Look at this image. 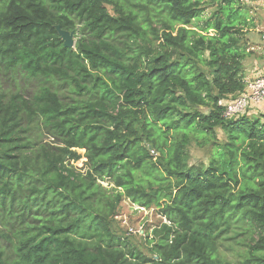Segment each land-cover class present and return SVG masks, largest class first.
<instances>
[{
  "label": "trees",
  "instance_id": "1",
  "mask_svg": "<svg viewBox=\"0 0 264 264\" xmlns=\"http://www.w3.org/2000/svg\"><path fill=\"white\" fill-rule=\"evenodd\" d=\"M239 1L0 0V264H264V122L217 105L245 88ZM125 200L168 221L146 253Z\"/></svg>",
  "mask_w": 264,
  "mask_h": 264
},
{
  "label": "rangeland",
  "instance_id": "2",
  "mask_svg": "<svg viewBox=\"0 0 264 264\" xmlns=\"http://www.w3.org/2000/svg\"><path fill=\"white\" fill-rule=\"evenodd\" d=\"M245 8V17L251 18V26H253V19L254 21H262L264 16V8L262 4H260V0H240L239 1ZM204 12V18L210 15V12L213 9L206 8ZM257 25H261L260 23H256ZM157 27V25H154ZM250 26V27H251ZM178 28V26H176ZM248 27V28H250ZM174 34V33H173ZM243 43H245V37L243 38ZM247 43V40H246ZM248 47L246 48V50ZM248 52V51H247ZM249 57V56H248ZM245 58V60H249V58ZM264 62H243V71L244 69L254 68L259 64ZM200 112L206 113V109H199ZM257 111L255 115H251L250 113L246 112L245 115L250 118H258L260 122H264V114H258ZM216 139L213 141L214 144H206V145H196L195 142H192L187 148V164L188 166H195V165H203L207 166L213 157V154L216 150V144L225 143L227 141V137L220 131L216 130ZM77 153L80 155V159L73 163L74 167L77 169H81V172H85L86 166L84 163L86 159L84 157V150H77ZM155 157L158 154H154ZM104 187L110 188L111 185L107 183H101ZM115 221L118 223V227L122 231V233L126 234V236L134 242V244L138 246H143V252L146 253V242L149 239H152V231L155 228H158L161 224L167 223L168 221L160 214L159 209L152 206L150 209H145L133 205L129 200H125L118 212V215L115 216ZM146 233L148 234L147 237ZM147 238V239H146ZM227 259L231 261L237 260L236 250L242 251V248H234V250H230L228 247L227 242L225 243L224 247L219 249Z\"/></svg>",
  "mask_w": 264,
  "mask_h": 264
},
{
  "label": "built area",
  "instance_id": "3",
  "mask_svg": "<svg viewBox=\"0 0 264 264\" xmlns=\"http://www.w3.org/2000/svg\"><path fill=\"white\" fill-rule=\"evenodd\" d=\"M260 3L264 6V0H260ZM262 39H264V34ZM244 83V91L235 99H222L217 102L218 107L223 109L224 118H238L246 112L249 113L250 108L264 104V72L245 79Z\"/></svg>",
  "mask_w": 264,
  "mask_h": 264
},
{
  "label": "crops",
  "instance_id": "4",
  "mask_svg": "<svg viewBox=\"0 0 264 264\" xmlns=\"http://www.w3.org/2000/svg\"><path fill=\"white\" fill-rule=\"evenodd\" d=\"M262 7L264 8V6ZM252 19L253 26H251L245 34L248 47L247 51L250 52V59L244 60L243 62H264V39H262V35L264 34V16L262 21H254L255 18ZM256 23H260L261 25H257ZM263 72L264 63L259 64L254 68L244 69L243 81ZM257 111L259 112L258 114H264V104L262 106L252 107L249 109V113L251 115H255Z\"/></svg>",
  "mask_w": 264,
  "mask_h": 264
},
{
  "label": "water",
  "instance_id": "5",
  "mask_svg": "<svg viewBox=\"0 0 264 264\" xmlns=\"http://www.w3.org/2000/svg\"><path fill=\"white\" fill-rule=\"evenodd\" d=\"M55 30L58 34L60 41L63 44V47L66 49H73L75 40H74V31H65L60 28V26L56 25Z\"/></svg>",
  "mask_w": 264,
  "mask_h": 264
}]
</instances>
